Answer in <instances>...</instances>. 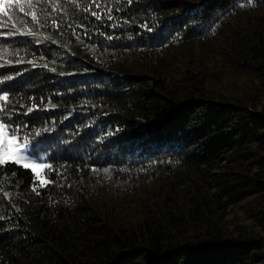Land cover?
<instances>
[{
  "label": "trees",
  "instance_id": "obj_1",
  "mask_svg": "<svg viewBox=\"0 0 264 264\" xmlns=\"http://www.w3.org/2000/svg\"><path fill=\"white\" fill-rule=\"evenodd\" d=\"M0 22V119L51 166H0V264H264V0Z\"/></svg>",
  "mask_w": 264,
  "mask_h": 264
},
{
  "label": "snow or ice",
  "instance_id": "obj_2",
  "mask_svg": "<svg viewBox=\"0 0 264 264\" xmlns=\"http://www.w3.org/2000/svg\"><path fill=\"white\" fill-rule=\"evenodd\" d=\"M5 0H0V5L4 4ZM16 2H21V0H16ZM99 7V5H97ZM23 12L24 10L21 9ZM29 14V13H25ZM4 15H8L7 12L4 13ZM31 19L33 21L37 20V15L35 13H30ZM93 16H96L97 19L100 18L99 14L96 12H92ZM55 23V22H54ZM3 24L0 22V27H2ZM58 26V25H57ZM17 31H19L17 29ZM31 35L32 33H27ZM7 95H0V101H4L7 103L8 101ZM33 109L29 108L28 111L31 112ZM5 111L4 107L0 105V112ZM19 128H13V126L9 123H6L3 119H0V166H6L7 164L11 163L14 165L21 166L25 169H31L33 173H36L39 177L38 169H44V168H50V165L47 164H37L35 162H32L30 159V156L27 154V144L26 141L24 145H21L19 141L18 136ZM39 135V133H37ZM47 181L41 180V183H46Z\"/></svg>",
  "mask_w": 264,
  "mask_h": 264
},
{
  "label": "rangeland",
  "instance_id": "obj_3",
  "mask_svg": "<svg viewBox=\"0 0 264 264\" xmlns=\"http://www.w3.org/2000/svg\"><path fill=\"white\" fill-rule=\"evenodd\" d=\"M8 0H5V2H7ZM21 145H24V144H22V143H20ZM27 149H28V155L30 156V159H31V161L32 162H35V163H37V164H45V158L44 157H41V156H35V155H32L31 153H30V148L27 146ZM29 170H31V169H29ZM38 171V173H39V177L37 176V174L36 173H34L35 174V176L39 179V180H44V178H43V169H38L37 170Z\"/></svg>",
  "mask_w": 264,
  "mask_h": 264
}]
</instances>
